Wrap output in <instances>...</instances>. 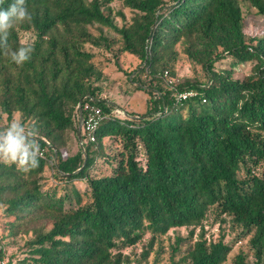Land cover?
<instances>
[{"label":"trees","instance_id":"16d2710c","mask_svg":"<svg viewBox=\"0 0 264 264\" xmlns=\"http://www.w3.org/2000/svg\"><path fill=\"white\" fill-rule=\"evenodd\" d=\"M112 1L25 0L31 20L10 29L8 45H30L31 59L19 67L0 49V130L3 114L11 120L18 113L44 151L28 172L0 163L1 226L7 235L31 231L17 264H149L157 239L179 227H192L190 238L198 225L178 261L184 239L171 245L172 264H223L242 241L248 253L238 252L235 264H264V31L247 35L241 0H117L134 12L122 25ZM243 1L264 18V0ZM13 2L3 0L0 10ZM86 44L141 60L126 76L130 91L147 94L145 112L118 116L115 103L100 97L108 61ZM177 44L207 73V81L176 83L177 91L195 93L178 102L172 89L160 93ZM225 57L230 67L216 69ZM248 62L251 71L234 77ZM86 101L107 115L94 142L77 129ZM69 133L79 149L64 156ZM105 138L118 146L114 152L105 153ZM98 159L104 166L92 174ZM49 165L53 183L43 175ZM209 213L228 224L230 241L224 233L205 237ZM147 234L139 258L125 253Z\"/></svg>","mask_w":264,"mask_h":264},{"label":"rangeland","instance_id":"374dc122","mask_svg":"<svg viewBox=\"0 0 264 264\" xmlns=\"http://www.w3.org/2000/svg\"><path fill=\"white\" fill-rule=\"evenodd\" d=\"M109 6L111 7L112 17L117 25H122L123 23L130 22L134 12L122 5L120 1L114 0ZM240 7L243 15L244 29L248 36L261 35L264 31V18L257 14L256 9L251 6L249 1H240ZM123 14V17L119 15ZM102 33L115 37L113 31L109 30L107 27H101ZM89 30L97 34L99 32V26L94 25L89 27ZM29 33L25 34L24 39L30 38ZM86 49H90L97 53V55L104 60H107V65L103 69V79L98 84L101 87L102 93L101 98L112 101L116 105L115 114L118 116H123V112H130L133 114H140L146 110V100L147 94L144 91L132 92L130 84L127 81L126 73L135 69L141 68V60L128 53H120L115 59L110 53L104 49H97L86 44ZM178 51L177 58L173 63L172 74L167 73L169 80L172 81V85L175 87L176 83H180L185 79L207 81V73L199 64L191 61L185 53H183V47L181 44L176 45ZM230 59L228 57L222 58L215 63L216 69L228 68ZM253 64L248 62L245 64H240L235 67L234 77H243L248 74L252 69ZM143 78V76H142ZM160 85L162 86L161 94L165 93V89L170 88L165 79L162 77ZM130 87V88H129ZM158 93V91H157ZM4 129L13 121H20L19 114L15 113L11 120L6 119V115H2ZM79 129V125H77ZM82 134V129L79 130ZM70 138L62 147V153L64 156L75 153L79 149V143L77 139L69 133ZM106 142V147L104 149L105 153H112L117 149V145L110 144L107 138L104 139ZM104 164L101 160H97L94 168L91 170L93 174L96 169L103 168ZM53 167L49 165L44 171V177L47 179L48 183H53ZM82 181H78V185H82ZM0 219V249L2 247L3 256L0 259V264H17L18 259L22 256V250L24 249L23 243L29 239L31 236V231L27 234L19 232L16 235H7L1 226ZM202 228L205 231V237L210 239H218L222 233H224V241H230L234 237V232L229 228L228 224L221 223L219 219H215L214 215L209 213L208 216L202 222ZM192 227H179L171 228L167 234L163 235L153 245V251L149 253L146 261L150 264L155 259L156 254L160 251L157 257V264H172L170 259L171 245L176 241V238L181 237L184 241L180 242V249L182 252H177L173 260L178 261L180 257L184 255L186 249L189 245L197 238L200 233V225L194 227L193 236L189 238L188 232ZM150 235H145L143 239L134 246L125 249V253H128L131 258H139L141 256L142 250H144ZM191 240V241H189ZM161 242V243H159ZM243 251L248 253L245 242H236L230 253L227 255L226 261L223 264H235V256L238 252ZM247 262L252 263L253 258L248 256L245 259Z\"/></svg>","mask_w":264,"mask_h":264},{"label":"clouds","instance_id":"9594fccd","mask_svg":"<svg viewBox=\"0 0 264 264\" xmlns=\"http://www.w3.org/2000/svg\"><path fill=\"white\" fill-rule=\"evenodd\" d=\"M3 3V0H0ZM31 20V15L25 0H14L6 9L0 10V49L11 61L22 67L31 59L33 48L21 46L11 50L8 45L10 29L18 23ZM34 128L25 129L20 121L11 122L5 129L0 130V163L6 166L15 165L17 170L28 172L39 166L40 144L36 139Z\"/></svg>","mask_w":264,"mask_h":264},{"label":"built area","instance_id":"2783aa9c","mask_svg":"<svg viewBox=\"0 0 264 264\" xmlns=\"http://www.w3.org/2000/svg\"><path fill=\"white\" fill-rule=\"evenodd\" d=\"M164 79L170 89L173 90V95L177 102L195 94L191 90L177 91L172 85V81L167 77V71L164 72ZM81 109L83 115L81 129L86 136V140L94 142L96 140V131L102 121L107 118V115L102 111L101 107L89 101H86L81 106ZM40 157L44 158V151H40Z\"/></svg>","mask_w":264,"mask_h":264},{"label":"water","instance_id":"95a60500","mask_svg":"<svg viewBox=\"0 0 264 264\" xmlns=\"http://www.w3.org/2000/svg\"><path fill=\"white\" fill-rule=\"evenodd\" d=\"M79 121H78V125H79V129L78 131L81 129V123H82V119H83V115H82V109H81V105L79 104ZM81 133L79 131V137H80Z\"/></svg>","mask_w":264,"mask_h":264}]
</instances>
